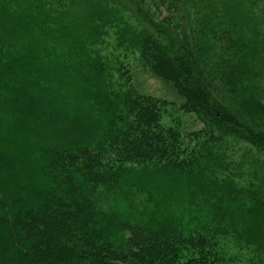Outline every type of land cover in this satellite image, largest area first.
<instances>
[{
    "label": "trees",
    "instance_id": "16d2710c",
    "mask_svg": "<svg viewBox=\"0 0 264 264\" xmlns=\"http://www.w3.org/2000/svg\"><path fill=\"white\" fill-rule=\"evenodd\" d=\"M111 1L171 100L68 62L74 0H0V264H264V0Z\"/></svg>",
    "mask_w": 264,
    "mask_h": 264
},
{
    "label": "rangeland",
    "instance_id": "374dc122",
    "mask_svg": "<svg viewBox=\"0 0 264 264\" xmlns=\"http://www.w3.org/2000/svg\"><path fill=\"white\" fill-rule=\"evenodd\" d=\"M76 1L78 0H74L72 7L71 3L69 4L67 7L69 9L66 8V13L63 14L65 17L58 20L55 24V26L59 25L58 30H60L61 24L70 23L71 21L77 22V25L71 24L69 28L71 31H66L67 34L65 33L64 35L67 36L65 42L68 46V50L70 44L74 43L70 40H73L78 33H80L81 36L77 37L81 38V40L79 43L75 44L74 47L76 50H74L72 56L70 55L68 57V62L70 61L73 63L78 59L85 65L101 64L105 68L104 73L108 74L106 75L107 78L116 79L119 71H125L129 67L131 72L134 73L130 80L137 86V91L151 96H163L171 100L166 87H164L158 79L152 77L147 68L138 65L137 58L139 53L137 51L138 45L136 38L140 26L137 21L132 18L128 12L122 11L124 8H121L111 0H102L100 2L102 4L96 8L91 0H87L86 7H83L84 11H82L80 15L73 16L74 12L78 14L77 5L79 4L80 6V2L78 1L77 4ZM142 3L147 13H153L154 3L152 0H143ZM63 11L64 10L61 12ZM153 18L158 20L162 18V16L156 18V15H154ZM123 45H125L126 48L123 49ZM54 64L49 63V65L52 66L51 69L59 70L55 66L59 67L60 63ZM59 71H55L57 78L59 76V78L70 81L72 84L76 82V80L72 78L73 75H76L75 73L71 75V78H65ZM66 73V75H69V72L66 71ZM90 77L91 76H88L87 73L83 75L82 79L86 80ZM58 100V103H61L62 100H64L63 96L58 95ZM68 106H70V104H68ZM66 111L70 114V107H66ZM162 121L166 124L173 125L179 123L178 127L185 132L197 130L202 126L194 114L185 112L183 109L176 106V104L175 106L171 104L166 108ZM232 149L234 150V148ZM235 152L240 153L239 150ZM241 258H243L241 262H245L244 259L246 258L244 256ZM230 264H237V260H234Z\"/></svg>",
    "mask_w": 264,
    "mask_h": 264
}]
</instances>
